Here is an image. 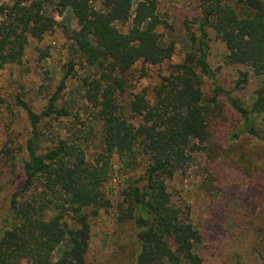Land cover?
I'll return each instance as SVG.
<instances>
[{"label":"trees","instance_id":"obj_1","mask_svg":"<svg viewBox=\"0 0 264 264\" xmlns=\"http://www.w3.org/2000/svg\"><path fill=\"white\" fill-rule=\"evenodd\" d=\"M231 1L200 0L202 15L186 21L190 46L179 61L176 41L162 31L168 23L158 0L0 3V64L12 73L21 66L22 74L31 71L25 63L32 40L60 33L69 45L42 109L26 100L21 81L15 88L14 105L29 129L20 142L18 185L2 196L0 264H264V81L250 104L234 94L251 74L264 79V0ZM120 22L129 24L126 31ZM209 30L224 44L225 62L245 68L231 89L211 64ZM50 55L39 49L37 60ZM137 63L169 66L153 86L120 100L123 75ZM74 77L85 93L78 85L73 90L81 95L65 100ZM77 99L98 122L94 154L87 137L46 145L49 118L85 127L70 110ZM10 143L3 157L17 156ZM199 153L212 165L200 187L207 199L219 198L216 207L209 204L223 228L215 241L219 259L211 263L202 255L191 206L175 200L169 186ZM221 161L239 177L233 192L214 171ZM103 212L116 255L110 262L93 236Z\"/></svg>","mask_w":264,"mask_h":264},{"label":"rangeland","instance_id":"obj_2","mask_svg":"<svg viewBox=\"0 0 264 264\" xmlns=\"http://www.w3.org/2000/svg\"><path fill=\"white\" fill-rule=\"evenodd\" d=\"M28 1V0H24ZM159 12L163 19L168 23L167 27H163L167 40H175L177 43L175 61L182 59L187 50H189L188 32L186 21L202 15L200 0H158ZM13 0H0V3H12ZM232 4L233 1L228 0ZM100 7V2L97 4ZM50 9V8H49ZM51 10V9H50ZM52 12V10H51ZM68 11L66 10L64 14ZM56 14V13H55ZM69 15L64 17L57 15L59 20H67ZM64 18V19H63ZM71 24L77 26L75 18L71 19ZM120 29L126 31L129 27L128 23H118ZM210 31L211 44V64L219 70V78L221 82L229 89L234 85V81L239 77L240 70L245 68L236 64H228L224 59V44L216 37L213 30ZM39 49H49L50 57L44 60H37ZM69 45L65 38L60 33L46 36L41 41L32 40L28 47L26 66H31V71L22 74L23 67H17L12 73L10 67H4L0 64V209L3 207L2 196L6 191L15 189L19 181L18 166H20V142L28 132V124L24 112L16 107L13 102V95L18 82H22L24 89L22 93L26 100L37 109H42L46 103L47 93L53 91L58 83V78L62 73V65L68 60ZM169 63L161 66H150L142 63H137L131 71L123 75L126 81L125 90L119 95L120 100L130 98L133 93L141 91L144 87H151L158 82L159 76L168 68ZM27 71V68L24 69ZM48 72V75L44 73ZM96 71V70H95ZM262 77L250 75L248 83L241 89L235 91V96L244 102L250 104L253 100L254 92L263 83ZM81 81L74 77L69 85L68 91L63 95L65 100L70 98H78L75 89ZM80 86V85H79ZM80 90L85 93L84 88L80 86ZM73 91V92H71ZM73 104V103H72ZM73 114L79 113L81 118L85 120V127H81L76 120L71 118L53 117L45 121L43 129L45 131L47 141L46 145H51L58 140H66L70 142H78L79 138L84 141L88 138L87 143L90 146V154L99 149V132L98 122L94 116V111L86 108L77 99L76 106L70 105ZM235 120L230 125V130H236ZM222 130V129H221ZM10 143L13 151L16 152V157L4 156L2 149L7 142ZM17 139V141H16ZM206 156L204 153L198 154V159L185 173L177 175L170 183V190L174 194L175 200L189 204L192 210V220L199 227L203 234L202 255L207 263L217 261L219 259L218 251L215 249V241L219 239L222 233L220 217L216 212L212 211L210 201L216 207L219 198H206L203 194L200 184L206 175L207 168ZM214 171L220 174L227 185V189L232 192L237 190L236 185L239 177L234 172L229 170L225 162H218L213 165ZM141 170L136 169L131 173L134 178L140 175ZM128 176V175H125ZM130 176V175H129ZM128 176V177H129ZM115 187L118 186L117 181H113ZM221 197V196H220ZM228 200V198H226ZM239 199V198H238ZM106 213L103 212L102 218L94 221L93 236L94 242L98 243L103 250L104 258L108 257L109 262L116 257L113 248L110 247V233L112 229L105 225L108 222ZM107 239L109 244H107Z\"/></svg>","mask_w":264,"mask_h":264}]
</instances>
